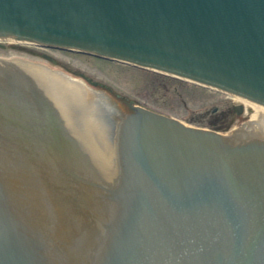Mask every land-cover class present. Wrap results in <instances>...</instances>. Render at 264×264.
Listing matches in <instances>:
<instances>
[{
    "label": "water",
    "instance_id": "95a60500",
    "mask_svg": "<svg viewBox=\"0 0 264 264\" xmlns=\"http://www.w3.org/2000/svg\"><path fill=\"white\" fill-rule=\"evenodd\" d=\"M1 36L258 112L221 133L0 56V264H264V0H0Z\"/></svg>",
    "mask_w": 264,
    "mask_h": 264
},
{
    "label": "rangeland",
    "instance_id": "374dc122",
    "mask_svg": "<svg viewBox=\"0 0 264 264\" xmlns=\"http://www.w3.org/2000/svg\"><path fill=\"white\" fill-rule=\"evenodd\" d=\"M23 56L43 61L127 102L176 117L197 127L228 131L251 118V111L228 93L152 69L112 61L78 51L45 47L30 42L0 40V56ZM236 105H242L238 113Z\"/></svg>",
    "mask_w": 264,
    "mask_h": 264
},
{
    "label": "bare ground",
    "instance_id": "6f19581e",
    "mask_svg": "<svg viewBox=\"0 0 264 264\" xmlns=\"http://www.w3.org/2000/svg\"><path fill=\"white\" fill-rule=\"evenodd\" d=\"M3 39H7V38H0V40H3ZM7 40H9V42H11V43H15V42L18 43V42H23L24 41V40H18V39H7ZM181 78L186 79L187 81L199 84V85H203V86L210 87V88L218 90V88H215V87H213L211 85H208V84H205V83H201V82H198V81H195V80H192V79H189V78H185V77H181ZM79 79H81V78H79ZM220 91L232 95L237 103L244 104L246 107H248L249 110L251 111V118L254 117L257 114V112H258L257 107L252 101H250V100H248V99H246V98H244L242 96H239L237 94L231 93V92H227V91H224V90H221V89H220Z\"/></svg>",
    "mask_w": 264,
    "mask_h": 264
},
{
    "label": "flooded vegetation",
    "instance_id": "af4514ba",
    "mask_svg": "<svg viewBox=\"0 0 264 264\" xmlns=\"http://www.w3.org/2000/svg\"><path fill=\"white\" fill-rule=\"evenodd\" d=\"M236 109V108H235ZM242 110H243V108H242ZM237 112H238V110H236ZM239 113V112H238Z\"/></svg>",
    "mask_w": 264,
    "mask_h": 264
}]
</instances>
